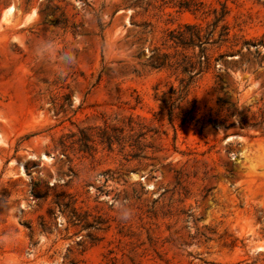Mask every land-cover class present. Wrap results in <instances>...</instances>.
<instances>
[{"label":"rangeland","instance_id":"obj_1","mask_svg":"<svg viewBox=\"0 0 264 264\" xmlns=\"http://www.w3.org/2000/svg\"><path fill=\"white\" fill-rule=\"evenodd\" d=\"M0 264H264V0H0Z\"/></svg>","mask_w":264,"mask_h":264},{"label":"trees","instance_id":"obj_2","mask_svg":"<svg viewBox=\"0 0 264 264\" xmlns=\"http://www.w3.org/2000/svg\"><path fill=\"white\" fill-rule=\"evenodd\" d=\"M224 16H225L224 7H222L219 12L214 10V17L211 23V29L206 31L205 33H201L200 28L196 24H185V28L192 29V31H189L188 33L186 32L179 33V37H178L179 43L183 47L199 45L202 43H208L212 32L218 26V23L223 21ZM226 28L227 27L224 24L221 25L222 33L220 32L219 36L227 34ZM202 38H204V41H202ZM166 58H168L167 55H164V59ZM174 63L176 64L175 66H182L184 71H188L189 73L192 72L189 76V80H187L184 83H180L181 84L180 93H181L185 88H187L192 83L193 81L192 78L201 71L202 62L198 61L197 63H194L190 59H187L186 56L184 55V57H182L180 60L175 61ZM186 64H188V66ZM195 64L198 65L197 71L193 69L195 68ZM189 67L190 69H188ZM110 143H111V140H109V144Z\"/></svg>","mask_w":264,"mask_h":264},{"label":"clouds","instance_id":"obj_3","mask_svg":"<svg viewBox=\"0 0 264 264\" xmlns=\"http://www.w3.org/2000/svg\"><path fill=\"white\" fill-rule=\"evenodd\" d=\"M45 51H49V49L47 48V46L45 47ZM65 57H66V59H69V60H72L74 58L73 56H71V55H69L67 53H65Z\"/></svg>","mask_w":264,"mask_h":264},{"label":"bare ground","instance_id":"obj_4","mask_svg":"<svg viewBox=\"0 0 264 264\" xmlns=\"http://www.w3.org/2000/svg\"><path fill=\"white\" fill-rule=\"evenodd\" d=\"M12 9V7H10L8 10H11Z\"/></svg>","mask_w":264,"mask_h":264}]
</instances>
